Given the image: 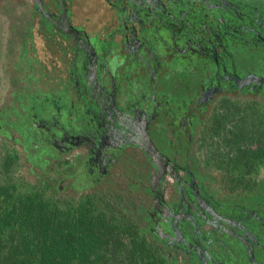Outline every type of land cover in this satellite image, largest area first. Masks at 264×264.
Instances as JSON below:
<instances>
[{
    "label": "flooded vegetation",
    "instance_id": "1",
    "mask_svg": "<svg viewBox=\"0 0 264 264\" xmlns=\"http://www.w3.org/2000/svg\"><path fill=\"white\" fill-rule=\"evenodd\" d=\"M0 147L156 264H264V0H0Z\"/></svg>",
    "mask_w": 264,
    "mask_h": 264
},
{
    "label": "trees",
    "instance_id": "2",
    "mask_svg": "<svg viewBox=\"0 0 264 264\" xmlns=\"http://www.w3.org/2000/svg\"><path fill=\"white\" fill-rule=\"evenodd\" d=\"M17 166L16 150L0 147V264H156L122 218L80 196L39 190Z\"/></svg>",
    "mask_w": 264,
    "mask_h": 264
},
{
    "label": "rangeland",
    "instance_id": "3",
    "mask_svg": "<svg viewBox=\"0 0 264 264\" xmlns=\"http://www.w3.org/2000/svg\"><path fill=\"white\" fill-rule=\"evenodd\" d=\"M17 172H19V171L17 170ZM17 172H16V173H17ZM20 172H21V171H20ZM21 173H22V172H21ZM25 176H26V175H25ZM29 176H30V177H28V178L26 177V178H27L29 181H31V180L34 178V177H32V176H35V175H34V174H29Z\"/></svg>",
    "mask_w": 264,
    "mask_h": 264
}]
</instances>
